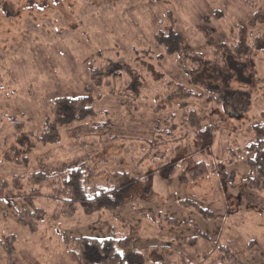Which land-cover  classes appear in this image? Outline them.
<instances>
[{"label": "rangeland", "instance_id": "1", "mask_svg": "<svg viewBox=\"0 0 264 264\" xmlns=\"http://www.w3.org/2000/svg\"><path fill=\"white\" fill-rule=\"evenodd\" d=\"M260 11L264 16V0H0V179L18 176L28 191L32 173L86 159L109 172L150 170L153 165L145 158L152 150L136 139L150 138L155 116L175 113L171 105L179 102L177 97H185L187 88L196 91L177 57H158L163 50L153 36L173 30L188 49L210 57L209 39L230 42L231 26H250L248 19ZM252 23L255 32L263 30L264 18ZM105 60L127 65L121 77L110 80L117 93L99 86L91 93H100L94 101L96 116L60 126L53 141L40 142L50 102L84 93L89 67ZM194 77L221 92L226 102L224 109L197 103L203 123L215 125L212 147L179 162L172 176L157 172L142 177L111 209L85 213L77 207L72 217L56 218L54 201L36 197L34 205L44 213L35 231L20 222L15 211L19 199H0V239L13 235L17 254L29 264H77L68 254L74 238L114 234L131 238L142 264L216 262L217 242L241 257L237 264H264V191L246 193L242 178L251 126L264 122V85L256 82L264 77V52L239 68L226 63L213 72L202 65ZM167 81L175 89L166 88L171 94L164 100L161 86ZM157 97L167 108L156 109ZM105 120L110 127L103 128ZM173 133H183L179 139L190 136ZM228 148H239L242 158L224 163ZM199 160L219 164V171L184 181L187 169ZM13 192L9 187L7 194ZM183 199H193L205 213L180 204ZM0 264H6L1 245Z\"/></svg>", "mask_w": 264, "mask_h": 264}, {"label": "trees", "instance_id": "2", "mask_svg": "<svg viewBox=\"0 0 264 264\" xmlns=\"http://www.w3.org/2000/svg\"><path fill=\"white\" fill-rule=\"evenodd\" d=\"M27 1L31 2V0ZM262 12H256L250 16V20L248 19L250 26L247 22H238L232 25L233 38L230 42H211L209 39L213 50L210 57H205L192 49H188L183 45L181 35L173 30L153 36L156 47L163 50L161 56L158 57L161 59L167 55L177 57L180 70L189 78V83L196 87V91L191 92L187 88L188 91L183 92L187 95L177 97L179 102L171 105V107L174 106L176 112L169 116H160L161 119L159 116H155L154 130L150 138L136 139V143L143 141L152 150V153L146 151L145 158L153 165L150 170L137 174L122 167L119 170L109 172L107 169L100 170L96 165L99 162L86 159L75 166L56 169L48 173L44 171L32 173L27 179V184L30 187L28 191L22 189L18 176H14L10 181L0 179V199H19L21 205L15 207L17 216L24 226L35 231L44 213L42 208L34 205L33 199L36 197H44L54 201V217L69 218L74 215L77 207L82 208L85 213H94L118 206L142 177L147 179L157 172L172 176L176 172L179 162L190 158L197 151L209 149L216 142L215 125L203 123L204 117L199 114L197 103L204 102L205 106L213 103L223 109L226 104L221 92L213 89L207 83L195 80L194 74L202 65L213 68V72L224 68L226 63L235 68L243 67L253 62L256 54L264 52V28L261 32L252 30L254 27L252 21L264 18ZM181 56L183 59L180 58ZM89 69L90 83L87 84L84 93L63 96L50 102L49 113L43 124L45 132L37 138L40 142L53 141L60 126L96 116L98 113L94 101L95 97L100 96V93H97L95 97L91 93L99 86L104 85L109 87V93L116 94L117 90L115 92L114 87L109 86L110 80L118 76L121 77L123 71L127 70V65L120 61L114 63L105 60L100 66H90ZM132 79L130 77L129 82ZM136 81L137 79L135 83ZM256 82L264 85V77L257 78ZM170 84V81H167L161 86L163 96H165L164 100L171 94L166 88L170 87L172 91L175 89L172 88V85L169 86ZM189 98L192 99V102L188 101ZM158 102L157 110L167 108L166 103L160 104L159 98ZM168 120V126L162 128L160 123ZM102 125L103 128L111 126L106 120L102 122ZM251 129L253 139L244 149L245 154H247L245 159L246 172L242 178L246 193L264 191V122L253 124ZM175 130L180 131V133L187 131L190 136L179 139L183 133L176 136L173 133ZM162 148H165L164 151L155 155ZM140 153H144V151H140ZM242 154L243 152L239 148L235 150L228 148V158L223 162L232 164L241 159ZM218 165L214 166L199 160L187 169V175L183 177V180L204 178L211 172H218ZM9 187L14 189L11 194H7ZM179 202L182 205L187 203L201 214L205 213V209L193 199H183ZM73 240L74 244L69 246L68 254L77 264L143 263L141 253L133 246L131 238L126 234L119 237L115 234L103 238L79 237ZM0 245L5 254L6 264L28 263L24 255L17 254L13 235L2 237ZM214 247L218 249V253L215 255L216 262L211 261L207 264H237L241 259L227 245H221L217 242ZM205 255L208 259L209 254ZM188 264L193 263L189 262Z\"/></svg>", "mask_w": 264, "mask_h": 264}]
</instances>
